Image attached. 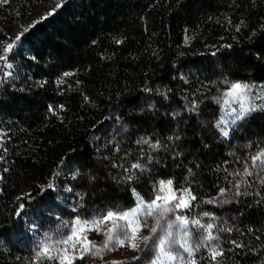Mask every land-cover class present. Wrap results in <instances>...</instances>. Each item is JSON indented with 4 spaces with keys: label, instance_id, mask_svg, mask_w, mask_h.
Returning a JSON list of instances; mask_svg holds the SVG:
<instances>
[{
    "label": "trees",
    "instance_id": "trees-1",
    "mask_svg": "<svg viewBox=\"0 0 264 264\" xmlns=\"http://www.w3.org/2000/svg\"><path fill=\"white\" fill-rule=\"evenodd\" d=\"M41 4L55 11L26 24ZM2 22L24 29L21 79L0 78V264H47L38 238L62 221L150 201L169 180L199 221L196 264H264V0H7L0 41ZM235 82L238 120L241 100L223 102ZM26 175L37 182L18 195Z\"/></svg>",
    "mask_w": 264,
    "mask_h": 264
},
{
    "label": "rangeland",
    "instance_id": "rangeland-1",
    "mask_svg": "<svg viewBox=\"0 0 264 264\" xmlns=\"http://www.w3.org/2000/svg\"><path fill=\"white\" fill-rule=\"evenodd\" d=\"M54 6L51 4H41L36 7L30 14L26 24H30L33 21L39 20L45 17L49 12H52ZM2 28L6 32L8 39L0 41V78L10 77L16 81L21 79L19 75L15 73V66L13 61L10 59V53L16 46V37L21 35L24 27L15 23H1ZM9 43H13V48L5 56L4 49ZM25 81L18 84V86L23 85ZM232 83L226 90V93L223 98L224 104L232 97H237L240 99V96L243 94L244 89L235 90L232 89ZM246 109V110H245ZM245 109L240 107L239 110L235 111L234 119H241L248 113V107L245 106ZM241 113H243L241 115ZM11 130L8 127L0 125V147L4 150L7 149L6 141L9 140L11 136ZM33 182H37L32 176L26 175L22 177L16 185L15 192L16 194H23L29 191L30 185ZM157 195L162 197H170L175 195L176 199L172 200L171 203H167L165 199L157 201V204L161 208H168L170 211L165 213L163 219H161L160 226L157 227V233L153 234L151 228L155 226V220L159 216V209L154 210L153 216H146L144 213L148 210L146 208L147 203L155 199ZM150 201H139L133 207L112 212L114 213L113 217L105 219L107 216L104 215L95 219L83 220L79 218L66 219L62 221L55 229L56 236L48 237L49 241L45 240L42 237L38 238L39 244L37 251L43 250L45 246L49 248L47 255H41L40 259L44 260V263L47 264H67L68 260H73L74 258H80L83 256L86 264H151L154 259L159 258V264H187L188 257L187 253L184 252L183 248L180 247L181 244L187 243L189 247H192L193 243H196V236L193 235L194 223L193 220H190L189 215H187L188 207H176L177 204H180V197L183 196L184 201L188 202L189 196L187 193L182 191H176L168 185L167 182L163 185V190L157 194ZM143 202V204H141ZM140 208V212L136 216H129L127 219H119V216L125 212H131L133 209ZM177 217H182L184 220H187L188 223L185 225L181 220H178ZM129 220L132 221V228L139 226L140 231L137 234L136 243L138 247L136 249L131 248L129 245L131 241L128 237L131 236V228L128 227ZM29 225L28 222L26 226ZM31 228H27L28 232L34 235V237L39 236L37 232V222L30 223ZM169 225L171 227L169 228ZM111 229V231H109ZM168 231L172 232V236L169 237L170 243L167 244L166 251H171L173 255H176L178 258L175 261H169L166 257L162 256L159 253L158 242L154 243L156 237L166 235ZM28 233V234H29ZM48 234V233H47ZM111 236L113 239L109 242V248L104 249L100 255L94 256L91 252H95L97 249H103V245L107 238ZM150 236L153 239H150L147 242H144L141 237ZM71 237V239H69ZM117 238L123 239L125 241L124 246H120L117 242ZM175 243H171V241ZM67 241V243H63ZM89 241L92 242L94 247H91V252H86L85 249H89ZM183 256L184 259H179ZM51 257V258H49Z\"/></svg>",
    "mask_w": 264,
    "mask_h": 264
},
{
    "label": "snow or ice",
    "instance_id": "snow-or-ice-1",
    "mask_svg": "<svg viewBox=\"0 0 264 264\" xmlns=\"http://www.w3.org/2000/svg\"><path fill=\"white\" fill-rule=\"evenodd\" d=\"M0 3H7V0H0ZM60 6H61V5H60L59 3H57L55 7H56V8H59ZM54 11H55V9H53V12H54ZM52 14H53L52 12H49V13H48V15H52ZM25 31H27V29H25ZM19 39H20V35H18V36L16 37V40H19ZM12 48H13V43H9V44L7 45V47L4 49L5 56L7 55V53H8ZM65 75H69V74H68V73H65ZM231 87H232V89L240 90V89H246L248 86H247V85H241V84H233ZM240 100H241V108H242V109H245V104L243 103V100H244V96H243V95L240 96ZM245 110H246V109H245ZM242 114H243V113H241V115H242ZM225 135H227V133H225ZM145 142H146V141H145ZM252 160H253V165H254V166H255V162H256V161H259L261 165H264V152H261V153H259L258 155L254 156V157L252 158ZM133 167H138V165H133ZM244 174H245V175H248V176H251V175H252V173L249 172V171L247 170V168L245 169V173H244ZM164 183H165V182L161 181V191L163 190V185H164ZM261 183H264V179L261 180ZM167 184H168V185H171V184H172V181H171V180L167 181ZM237 187H238V185H237ZM223 191H224V190L221 189V192H223ZM185 192H187V190H185ZM189 195H190V193H189ZM161 199H165L167 203H171V201L174 200V199H176V197H175V195H172V196H170V197H162V196H160V195H157V196L155 197V199H153L152 201H150L149 203H147L146 208H147L148 210L144 213L146 216H153V215H154V210L159 209V216H158V217L156 218V220H155V226H153V227L151 228V232H152L153 234L157 233V227L160 226V224H161V219H163L165 213H167L168 211H170V209H168V208H166V207H165V208H161V206L157 204V201H158V200H161ZM179 199H180L181 203H180V204H177L176 207H185V208H187V207L189 206V205H188V202L184 201L183 196H181ZM192 199H195V197H192ZM141 204H143V202H141ZM139 212H140V208L133 209L130 213H129V212H125V213L121 214V215L119 216V219H127L130 215H131V216H136ZM113 215H114V213H112V212H108V213H107V216L105 217V219H107V218H111V217H113ZM206 215H207V214H206ZM177 219H178V220H181V221L183 222V224H185V225L188 223V221H187V220H184L182 217H177ZM192 223H194V224H198L199 221H193ZM128 227L131 228V233H132L131 236L128 237V239L131 241V243H130L129 246H130L131 248H133V249H136V248L138 247V244H137L135 241H136V239H137V234H138V232L140 231V228H139V226L136 227V228H132V221H131V220H129V222H128ZM170 227H171V225H169V228H170ZM208 227L210 228L211 225H208ZM109 231H111V229H110ZM171 236H172V232H171V231H168V232L166 233V235H163V236H160V237H156V238L154 239V243H157V242H158L159 253H160L162 256L166 257L169 261H175V260H177L178 257H177L176 255H173V253H172L171 251H166V247H165L167 244L170 243V241H169V237H171ZM69 239H71V237H69ZM112 239H113V238H112L111 236H109V237L107 238V240L105 241L104 245H103V249H97L95 252H91V247H94V246L92 245V242L89 241L88 243H89V245H90V248H89V249H85V251H86V252H91V254L94 255V256H98V255L101 254V252H102L104 249H108V248H109V242L112 241ZM141 239H142L144 242H147V241H149L150 239H153V237H150V236H144V237H141ZM209 239H211V237H209ZM117 242L119 243L120 246H124V245H125V241H124L123 239H119V238H117ZM63 243H67V241H63ZM171 243L174 244L175 241L173 240V241H171ZM233 243H235V242H233ZM236 246H237V247H241V245H239V244H237ZM180 247L183 248L184 252L187 253V257H188L187 264H196V261H195L194 259H192V257H193V253H194V249L191 248V247H189V246L187 245L186 242L183 243V244H181ZM48 252H49V248H48L47 246H45V247L43 248L42 252H41V251H37V256L39 257V256H41V255H47ZM220 255H222V252H220V251H217V250H215V249H213V250L211 251V259H212L213 261H215L216 258H217L218 256H220ZM49 258H51V257H49ZM80 258L83 259V256H81ZM65 259L67 260V264H72V261H71V260H68L67 257H65ZM179 259H184V257L181 256V257H179ZM151 264H159V258H158V259H154V260L151 262Z\"/></svg>",
    "mask_w": 264,
    "mask_h": 264
}]
</instances>
